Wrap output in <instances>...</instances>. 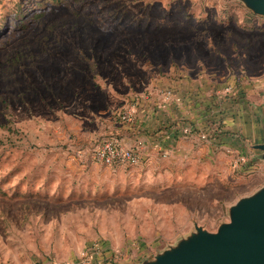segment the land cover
<instances>
[{"label": "rangeland", "instance_id": "obj_1", "mask_svg": "<svg viewBox=\"0 0 264 264\" xmlns=\"http://www.w3.org/2000/svg\"><path fill=\"white\" fill-rule=\"evenodd\" d=\"M166 89L206 115L177 137L174 163L110 167L79 152L129 138L137 126L118 115L165 109ZM263 108L264 16L239 0H0V264H140L194 223L216 231L264 185V163L251 143L243 161L186 159L200 129L214 141L216 113L253 128Z\"/></svg>", "mask_w": 264, "mask_h": 264}, {"label": "water", "instance_id": "obj_2", "mask_svg": "<svg viewBox=\"0 0 264 264\" xmlns=\"http://www.w3.org/2000/svg\"><path fill=\"white\" fill-rule=\"evenodd\" d=\"M239 1L264 16V0ZM251 147L264 162V142ZM228 216L216 231L194 223L175 244L140 264H264V185L231 205Z\"/></svg>", "mask_w": 264, "mask_h": 264}, {"label": "crops", "instance_id": "obj_3", "mask_svg": "<svg viewBox=\"0 0 264 264\" xmlns=\"http://www.w3.org/2000/svg\"><path fill=\"white\" fill-rule=\"evenodd\" d=\"M160 104L163 105L162 103ZM177 105L175 106V104L174 105L167 104L165 109L162 108L161 110H157L158 113L155 114L154 116L153 114L149 113L150 108L148 109L143 108L141 110L139 109L138 119L135 124L137 127L135 129L127 127V132L130 134V137L126 139H130L133 135L138 134V133L139 135L141 134L148 135L150 137V140L152 139V142L149 144V149L147 151V159H149L148 157L150 156V154L157 156V157L164 154L161 150H160L161 152L157 150L158 147L164 149L165 155L166 154L167 156L170 155V157H167V158H171L172 160H174L173 163L175 162L173 155L177 159H179L178 156H181L182 154H184L183 152L186 151L185 147L181 145L183 141L180 140L181 142H179L177 140V137L180 135L179 132L176 134L173 128L167 129V128L161 127V123L164 124L163 122H166V119L174 121V120H179V119L185 120V118H187V119H190V122L185 120L184 124L196 123L197 125L198 124L200 125L201 120H203L204 117L206 116L200 110L198 111L196 115H194L193 114L194 112L191 110V105L187 107H179ZM151 108L156 109L154 104H153V107ZM164 112H167V113L164 114ZM243 121L245 120L243 119ZM223 123L225 125V128H228V127L230 129L239 128L240 131H238L239 132L238 134L241 137V140L234 141V143L241 148L240 151L242 150L243 152L244 150L246 154L247 152L244 148L247 143H251L249 145L252 146L255 143L264 142V122L262 126L256 125V123L254 122L252 124L253 128H251L249 127L248 123L246 124L245 122H240V124H237V122L233 120L232 118L223 116ZM231 131H234V130H231ZM243 141H246V143L243 144ZM230 144H231V141L230 140L227 141L226 138L222 140V143L219 140L202 141L201 145H198L199 147H197L199 148L198 154H197L198 156L190 155V157H188L186 161L191 160L192 163L195 164L196 162L200 163V162H205L207 159H211V160H207L209 161L207 164L212 165L211 163L212 160H219L220 157H222L221 154L223 150H226V151L234 150L236 152L238 151L236 147L234 146L231 147ZM251 149L255 151L252 147ZM207 151H209L211 154L208 155L207 158H205V156L201 154ZM254 155H256L257 157V154H254ZM260 161L263 162L262 160ZM250 163L253 164L254 162H250ZM255 164L256 165L254 164L250 166L247 165L249 166L247 167V170L249 169L248 171H252L250 169H255L257 167H259L260 169V167H262L261 163L259 164L255 163Z\"/></svg>", "mask_w": 264, "mask_h": 264}, {"label": "built area", "instance_id": "obj_4", "mask_svg": "<svg viewBox=\"0 0 264 264\" xmlns=\"http://www.w3.org/2000/svg\"><path fill=\"white\" fill-rule=\"evenodd\" d=\"M163 93L162 101H166V103L173 105L181 102V98L177 96V92L175 93L172 89H166ZM128 108V110H124L118 115L119 120L128 125H135L138 119L139 109L141 108L139 106V102H135ZM178 128H180L179 133L182 136H187L192 133L193 125L192 123H186L183 124L182 127L178 126ZM198 136L203 141H209L208 136L203 133L201 129ZM95 142L92 146H90L91 148H88L86 151L84 149L79 152L81 154H87V158L89 160L100 162L106 166L132 167L145 163L149 144L152 142V139L150 140L148 135H139L138 133L133 135L128 140L123 137H119L118 135H111ZM158 150H161L165 154L164 149L158 147ZM238 160L243 161L244 155L240 153Z\"/></svg>", "mask_w": 264, "mask_h": 264}, {"label": "trees", "instance_id": "obj_5", "mask_svg": "<svg viewBox=\"0 0 264 264\" xmlns=\"http://www.w3.org/2000/svg\"><path fill=\"white\" fill-rule=\"evenodd\" d=\"M151 110H154L153 108L151 109ZM150 114H153V116L157 113V112H155V111H150L149 112ZM216 115V117L213 119V120H208L209 122L211 121V122H214V123H217V126H216V128H215V130H213L212 132H213V136H211L213 139L212 140H219L221 143H222V140L223 139H225L226 137H223L222 135L223 134H226V135H230V133H228L227 131H225L224 129H225V125H224V123H223V118H220V117H218V113H216L215 114ZM214 115V116H215ZM222 117V116H221ZM118 119H119V116H118ZM207 121V122H208ZM184 122H185V120H183V119H179V120H174L172 123H170V124H168V126L166 127L165 126V123L164 124H162L161 123V127H163V128H167V129H171V128H173V130L176 132V134L179 132V129L180 128H178V126L179 127H182V125L184 124ZM174 128H176V129H174ZM192 132L194 133L195 132V128H194V126H193V129H192ZM179 136H181V134L179 135ZM241 140V139H240ZM231 147H236L237 148V150L238 151H240V147L239 146H237L234 142H231ZM241 152V154H243V152H242V150L240 151ZM140 165V164H139ZM249 165V164H248ZM138 166V165H137ZM132 167H135V166H132ZM127 168V167H126ZM128 168H130V167H128Z\"/></svg>", "mask_w": 264, "mask_h": 264}]
</instances>
